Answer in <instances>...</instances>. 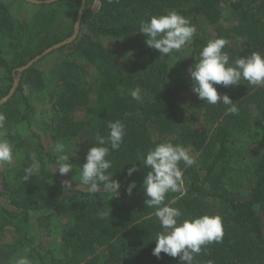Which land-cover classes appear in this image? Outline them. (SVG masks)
<instances>
[{
    "label": "trees",
    "instance_id": "trees-1",
    "mask_svg": "<svg viewBox=\"0 0 264 264\" xmlns=\"http://www.w3.org/2000/svg\"><path fill=\"white\" fill-rule=\"evenodd\" d=\"M70 1L69 17L62 25L57 20L61 8L54 3L42 5L53 8L37 15L43 19L27 29L13 19L7 4L0 3V41H8L6 55L0 46V69L7 73L0 100L12 89L18 68L73 35L81 0ZM93 2L99 8L89 13ZM173 9L192 25L203 19L217 26L213 35L205 29L195 34L187 59L180 51L160 58L139 32L141 19ZM218 37L228 41L223 51L231 59L255 50L264 52V0H86L78 38L55 51L72 50L84 61H61L62 84L52 88L37 63L22 74L14 96L0 108L6 117L0 132L14 144L16 154L15 167L0 178V264H15L20 256H27L32 264H180L179 257L161 253L158 259L152 254L161 229L155 209L144 203L143 180L149 169L137 161L164 141L182 144L197 155L194 165H180L186 192L168 193L165 203L173 201L171 206L186 216L209 214L223 219L222 241L207 245L195 264H264V88L246 81L215 85L239 108L238 115H226V106L206 104L195 93L192 103L180 110L174 87V62L180 66V80L192 87L189 68L206 42ZM104 40L117 43L121 52L114 53ZM122 56L124 62L119 60ZM94 69L98 78L92 83L89 76ZM137 86L142 102L129 94ZM37 92H47L52 110L54 134L47 144L32 130L37 114L32 95ZM80 114L85 117L79 119ZM198 115L208 129L194 126ZM117 119L126 125V135L120 149L111 152L109 171L121 188L109 200V193H89L79 181V172L97 132L107 135L108 120ZM21 124L33 139L13 133ZM70 140L85 141L86 152L69 154L73 170L62 176L56 171L52 148L57 141ZM257 141L261 142L249 150L239 146ZM30 152L37 154L42 170L39 177L24 182ZM247 159L251 166H245ZM133 164L138 171L129 177L127 169ZM234 179L240 192L232 187ZM65 180H71L72 189L64 191ZM133 180L136 188L128 195L126 188ZM59 196L62 201L56 199ZM98 210L111 212L110 216L100 219ZM7 229L18 235L16 244L3 242ZM33 229L47 231L48 241H38ZM55 230L57 240L52 238Z\"/></svg>",
    "mask_w": 264,
    "mask_h": 264
},
{
    "label": "clouds",
    "instance_id": "clouds-1",
    "mask_svg": "<svg viewBox=\"0 0 264 264\" xmlns=\"http://www.w3.org/2000/svg\"><path fill=\"white\" fill-rule=\"evenodd\" d=\"M139 32L146 37V45L158 50L160 58L170 56L190 43L196 34V28L190 20L176 10H168L161 15H152L148 19L139 21ZM228 41L223 37L209 39L199 51L196 63L189 68L192 80V91L198 99L209 105L220 104L226 106V115H238L237 103L227 94H219L215 85L223 87L236 86L246 81L256 88H264V52L252 51L246 56L230 58L228 52L223 51ZM141 88L130 90L133 100L142 102ZM6 117L0 112V129L5 127ZM107 135L97 132L96 143L87 151L85 162L80 167L79 181L86 186L89 193L106 192L109 200L119 195L121 184L114 180L109 170L113 162L109 159L111 152L118 151L124 142L126 125L119 119L108 120ZM15 146L0 132V166L11 164L15 155ZM55 154L56 171L63 176L73 170L70 155L63 142L57 141L52 148ZM30 161L23 169V181L30 177H39L42 163L35 152H30ZM149 169L143 180L146 199L144 203L150 209H155L154 215L160 225V231L155 237V247L152 254L158 259L161 253L170 257H179L180 264H195V257L207 245L219 243L224 236L223 219L220 215L203 214L200 216H186L177 207L171 206L173 201L165 203L168 193L186 192L183 180V169L196 163L189 148L182 144L164 141L140 155L137 161ZM141 164V163H140ZM55 171V172H56ZM136 164L127 169V176L137 172ZM65 190L72 189L71 180L63 181ZM136 188V182L131 181L126 188L128 195ZM111 212L98 210L100 219H107ZM15 264H32L27 256H20ZM208 264H213L209 261Z\"/></svg>",
    "mask_w": 264,
    "mask_h": 264
},
{
    "label": "rangeland",
    "instance_id": "rangeland-1",
    "mask_svg": "<svg viewBox=\"0 0 264 264\" xmlns=\"http://www.w3.org/2000/svg\"><path fill=\"white\" fill-rule=\"evenodd\" d=\"M1 2L5 3L9 6L10 13H11L13 19L15 21H17L18 23H22L24 26L23 29H27L28 24H30L29 27L32 28L34 21H40L43 19L40 16L37 17V15L42 14V13H47V11L49 9L53 8V7H45L44 8L41 6L39 7L36 5L29 4V3L22 1V0H0V3ZM71 3H72V1H70V0H63V1H61V3L60 2L56 3L55 8H61L60 14L57 15V20H60V25H62L63 23H65L66 20H68L69 10L67 8H71ZM63 5H65V6H63ZM98 8H99L98 3L93 2L90 5L89 13L96 12L98 10ZM35 23L36 22H34V24ZM194 26L196 28V33H198L199 30H201V29H205L208 32V34H211V35H213L215 33L214 31H215V28L217 27V26L208 25L203 19H200V21L198 23H196ZM191 43H192V41L190 43H188L185 47H183L181 50H179L181 55L185 59H187V55L189 54ZM103 44L106 45L108 48H111L114 51V53L117 52L119 54V52H121L119 46H117V43H111V42H108L107 40H104ZM0 46H1L4 54L6 55L7 50H8V47H7L8 41L2 40ZM75 59L78 61H84L83 58H81L80 56L75 54L72 50H66L62 53H58V52L51 53L50 55L46 56L45 58H43L38 63L39 64L38 66H40V69L43 70L48 77L49 87L52 88L57 84L58 85L62 84V81L60 80V77H59L60 74L58 75V72L60 71L59 66H60L61 61L72 62ZM119 60L121 62L125 61V59H123V56ZM172 75L174 78H177V81L175 83L177 85L174 87H175V91L177 93V101H178L180 110H184L187 106H189L192 103L194 92L192 91V87H190V86L188 87L189 84L187 82H182V80H180L182 73H181L180 66L177 62H174ZM6 78H7V73L3 69H0V85L1 86H3ZM97 78H98V73L94 69L89 76V81L94 83ZM32 100L35 104V107L37 108L35 123H34L32 130L38 136H40V138L43 140V142L45 144L50 143L54 132L50 126L52 110H51V105L49 102V96L47 95V92H40V93L37 92L34 95H32ZM84 117H85L84 114L79 115V119L84 118ZM194 126L200 128V129H208L210 127L208 124H206V122L204 121V119L201 115H198L197 117L195 116V125ZM152 132H154V131L152 130ZM13 133L18 134L22 137L27 136V137L32 138L31 132H29V130L22 124L19 126H16L13 130ZM4 137H6V136H4ZM261 141H259V142H261ZM259 142L257 141V142H254V144H247V145L240 144L239 146H240L242 151L247 150V149L249 150V149H252L253 147H256ZM65 145H66V150L68 151V153L70 155H75L77 153L83 154L86 152L87 143H85V141H83V140H70V141L66 142ZM190 154L195 159L197 158L196 154H194V153L193 154L190 153ZM15 164H16V154L14 155V159H13L11 164L0 166V178L3 176L7 177L9 170H12V168L15 167ZM247 165L251 166V162L248 159L245 161V166H247ZM234 180L232 181V183H234L232 187L235 190H238L240 192V187H239L240 185H239V183L237 184L236 179H234ZM234 186H236V188ZM61 197H63V196L56 197V199L59 201H62L63 198H61ZM64 198L67 199L66 197H64ZM57 231L58 230H55L54 235L52 234V238H54L55 240H57V234H56ZM37 232L38 231L36 229H33L32 234L38 241L40 239L45 240V242L48 241L49 237H46L48 234L47 231L44 232L41 230V232H43V233H41V232L37 233ZM16 240H18V235L15 234L12 231V229H7L6 232L3 234V242L8 244V245L16 244ZM103 255H104V253H103Z\"/></svg>",
    "mask_w": 264,
    "mask_h": 264
},
{
    "label": "water",
    "instance_id": "water-1",
    "mask_svg": "<svg viewBox=\"0 0 264 264\" xmlns=\"http://www.w3.org/2000/svg\"><path fill=\"white\" fill-rule=\"evenodd\" d=\"M24 1L29 3V4H32V5L42 6V5L54 4V3H57V2H60L63 0H44V1H41V0H24ZM85 8H86V0H81V7H80V10L78 12V16H77V19L75 22L74 32L70 38L46 49L42 54L36 56L34 59L29 61L26 65L17 69L18 76L15 78L14 83H13V87L10 90L9 94L0 100V108L4 104H6L14 96V94H15L18 86H19L21 76L24 72H26L30 68L34 67L43 58L50 55L51 53H53L57 50H60L61 48L65 47V46L72 44L78 38L80 30H81V21H82L83 15H84Z\"/></svg>",
    "mask_w": 264,
    "mask_h": 264
}]
</instances>
